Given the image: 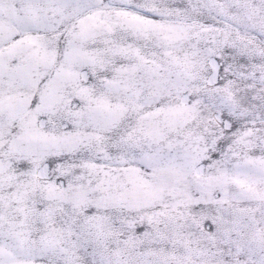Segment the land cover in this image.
I'll return each instance as SVG.
<instances>
[{
	"label": "snow or ice",
	"instance_id": "1",
	"mask_svg": "<svg viewBox=\"0 0 264 264\" xmlns=\"http://www.w3.org/2000/svg\"><path fill=\"white\" fill-rule=\"evenodd\" d=\"M0 264H264V0H0Z\"/></svg>",
	"mask_w": 264,
	"mask_h": 264
}]
</instances>
